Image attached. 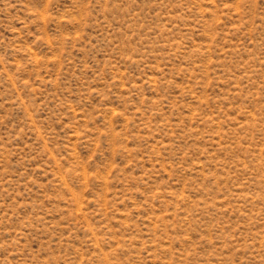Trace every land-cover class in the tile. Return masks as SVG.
Here are the masks:
<instances>
[{"label":"rangeland","instance_id":"1","mask_svg":"<svg viewBox=\"0 0 264 264\" xmlns=\"http://www.w3.org/2000/svg\"><path fill=\"white\" fill-rule=\"evenodd\" d=\"M0 264H264V0H0Z\"/></svg>","mask_w":264,"mask_h":264}]
</instances>
